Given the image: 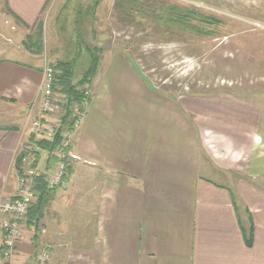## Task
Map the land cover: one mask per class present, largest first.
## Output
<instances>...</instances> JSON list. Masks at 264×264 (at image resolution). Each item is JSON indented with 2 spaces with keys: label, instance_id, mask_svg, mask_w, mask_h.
I'll list each match as a JSON object with an SVG mask.
<instances>
[{
  "label": "crops",
  "instance_id": "crops-1",
  "mask_svg": "<svg viewBox=\"0 0 264 264\" xmlns=\"http://www.w3.org/2000/svg\"><path fill=\"white\" fill-rule=\"evenodd\" d=\"M188 1L264 22V0ZM48 2L0 0V28H20L25 43ZM23 50L28 62L0 60V201L16 193L18 157L40 109L43 60ZM54 50L55 62L73 57ZM111 57L103 53L89 82L70 146L77 158L50 194L39 198L37 189L12 258L0 229V264H38L44 248L49 264H264V107L226 95L169 98ZM58 111L48 115L54 127ZM206 112L215 123L212 158ZM35 158L42 169L51 161L49 153ZM242 162L251 175L226 179Z\"/></svg>",
  "mask_w": 264,
  "mask_h": 264
},
{
  "label": "rangeland",
  "instance_id": "rangeland-1",
  "mask_svg": "<svg viewBox=\"0 0 264 264\" xmlns=\"http://www.w3.org/2000/svg\"><path fill=\"white\" fill-rule=\"evenodd\" d=\"M212 1V6L220 5V0ZM173 6L193 7L221 18L223 24L207 27L212 33H200L193 22L171 20L175 18ZM78 10L84 24L83 39L75 31ZM39 23L24 38L25 43L18 37L20 28L12 30L11 24L1 27L0 60L28 62L25 47L39 55L43 64L55 65L57 45L67 56L81 55L75 77L79 78L86 48L101 47V58L105 52L114 54V58H106L112 65L134 66L149 86L169 98L226 95L264 107V22L240 21L219 7L188 0H49ZM205 114V143L212 158L209 150L214 151L215 123L210 113ZM231 166L224 171L226 179L236 173L251 175L246 163L238 169Z\"/></svg>",
  "mask_w": 264,
  "mask_h": 264
},
{
  "label": "built area",
  "instance_id": "built-area-1",
  "mask_svg": "<svg viewBox=\"0 0 264 264\" xmlns=\"http://www.w3.org/2000/svg\"><path fill=\"white\" fill-rule=\"evenodd\" d=\"M58 70L50 64L44 63L42 67V82L39 87L37 101L40 106L39 114L32 120V139L23 144V152L17 163V189L12 198L0 201L2 220L0 229L3 234L2 252L12 258L16 252V244L20 240L24 225L23 219L37 199V178L43 177L48 189L53 190L60 186L67 173L69 161L77 158L70 150L72 138L76 129L80 126L85 114V108L92 95V89L86 85L82 88L83 100L75 108V120L73 128L67 131L62 141L52 150L41 147L38 141L52 140L56 132V126L49 122L48 115L56 111L62 94L55 89L58 82ZM49 153L51 161L45 168H40L36 163L35 155ZM50 251L44 248L39 257L38 264H49Z\"/></svg>",
  "mask_w": 264,
  "mask_h": 264
},
{
  "label": "trees",
  "instance_id": "trees-1",
  "mask_svg": "<svg viewBox=\"0 0 264 264\" xmlns=\"http://www.w3.org/2000/svg\"><path fill=\"white\" fill-rule=\"evenodd\" d=\"M171 9L173 11H171V13H173V17H175L171 20H176L180 24L193 22L194 24H196V26H198V28H200L197 29V31L200 33H212L207 29V27L212 29L214 28V26L216 27L217 25L223 24L221 18H218L215 15H207L205 13H202L201 11L194 9L193 7L182 8L173 6L171 7ZM80 13V10H78V18L75 21V31L77 37L79 39H83L81 33L83 31L82 27L84 26V24L81 20L82 18ZM86 51L87 54L85 53V55L86 57L88 56V59L86 62H84L87 63V67L85 70H83V72H81L79 80H75L74 78L77 76L76 65H78L81 55L78 54L75 57H71L66 60L58 59L54 65L58 70V82L56 83L55 89L62 94V99L59 102L61 119L60 123L56 127V132L52 140L43 139L38 141V144L43 148H46L48 150L54 149V147H56V145H58L62 141L65 133L73 128L75 120V108L76 106H79L83 100L82 87L84 85L89 86V82L96 74L101 60V47H94V49L86 48ZM81 53L82 52H80V54ZM37 156H40V154L37 153ZM18 158L20 159V155ZM39 178L40 179H38L37 189L40 193H37H39V198H41V196L50 194L49 192H51V190L47 188L43 177L40 176Z\"/></svg>",
  "mask_w": 264,
  "mask_h": 264
}]
</instances>
